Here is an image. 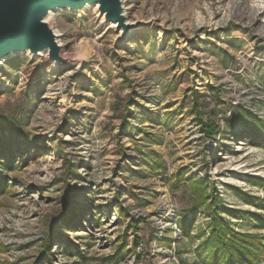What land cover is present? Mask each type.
Here are the masks:
<instances>
[{
  "label": "rangeland",
  "instance_id": "1",
  "mask_svg": "<svg viewBox=\"0 0 264 264\" xmlns=\"http://www.w3.org/2000/svg\"><path fill=\"white\" fill-rule=\"evenodd\" d=\"M124 7L126 34L96 8L59 14L57 70L0 66V264H203L199 180L264 245V0Z\"/></svg>",
  "mask_w": 264,
  "mask_h": 264
},
{
  "label": "water",
  "instance_id": "2",
  "mask_svg": "<svg viewBox=\"0 0 264 264\" xmlns=\"http://www.w3.org/2000/svg\"><path fill=\"white\" fill-rule=\"evenodd\" d=\"M90 8H98L104 21L117 23L124 34L136 25H126L121 0H0V62L13 54L39 58L44 52L51 63L67 62L46 19L58 10L84 13Z\"/></svg>",
  "mask_w": 264,
  "mask_h": 264
},
{
  "label": "trees",
  "instance_id": "3",
  "mask_svg": "<svg viewBox=\"0 0 264 264\" xmlns=\"http://www.w3.org/2000/svg\"><path fill=\"white\" fill-rule=\"evenodd\" d=\"M206 126V134L210 139L214 140L217 136V127L211 124H207ZM256 181L260 186L264 187V180L257 179ZM2 184H0V189L5 186L4 183ZM210 184L202 180L194 182L193 184L192 192L202 202V204L198 206L202 207L203 204H207L206 208L211 214V221L207 231L208 236L206 233L201 234L204 238L202 237V242L195 250L197 257L203 264H261L262 261H264V245L261 243V238L256 235L235 232V230L232 229L231 223L225 221L220 213L216 211L219 200L213 193L215 187L213 184ZM3 191H0V195ZM250 199H247L248 204L256 202L255 199ZM258 207L264 211V200L260 202ZM223 211L236 220L244 219L246 214L249 215V213H239L227 208H224ZM249 219L257 221L258 228L264 229L263 214L254 213ZM190 221V219L185 218L179 221L180 229L185 236L188 235V229L191 224ZM262 239H264V237Z\"/></svg>",
  "mask_w": 264,
  "mask_h": 264
},
{
  "label": "bare ground",
  "instance_id": "4",
  "mask_svg": "<svg viewBox=\"0 0 264 264\" xmlns=\"http://www.w3.org/2000/svg\"><path fill=\"white\" fill-rule=\"evenodd\" d=\"M121 3H122V5H123V7H124V3H125V0H121ZM96 10L98 11V8H96ZM63 11L62 10H58V11H55V12H53V13H51L48 17H47V19H46V23L47 24H49L50 25V27L54 30V33H55V38H56V40H57V44L59 45V47H60V51H61V53L62 54H64L65 52V44L62 42V40L60 39V37H61V33L59 32V30H57L56 29V19H57V16L59 15V14H61ZM127 10H126V8L124 7V18H125V20L124 21H126V25H128V24H131V23H129L128 22V17H127ZM63 13H70V12H63ZM102 17V19H103V21H104V16H101ZM113 27H118L119 29H121L122 30V28H120V26H118V24L117 23H114L113 25H112ZM15 56H17L16 54H13V56H11V57H9V58H7V59H4L3 61H1L0 62V66L1 65H3L6 61H8V60H11V59H13ZM39 58L40 59H42V58H44V59H47L48 58V53L47 52H44V53H42V55L41 56H39ZM53 64V67H54V69L55 70H57V68H59L58 66H60V65H62V63H59V62H57V63H52Z\"/></svg>",
  "mask_w": 264,
  "mask_h": 264
}]
</instances>
